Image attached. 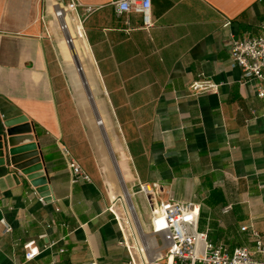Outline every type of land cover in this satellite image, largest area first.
Here are the masks:
<instances>
[{
    "label": "crops",
    "instance_id": "obj_1",
    "mask_svg": "<svg viewBox=\"0 0 264 264\" xmlns=\"http://www.w3.org/2000/svg\"><path fill=\"white\" fill-rule=\"evenodd\" d=\"M76 2L74 55L53 14ZM112 2L0 0V134L28 118L50 190L43 204L0 165V264H144L138 230L163 240L138 192L153 183L162 199L198 205L213 245L253 250V231L264 233V100L230 46L264 33V0H152L147 29ZM200 76L218 92L191 95ZM63 146L91 181H74ZM32 240L41 253L26 261Z\"/></svg>",
    "mask_w": 264,
    "mask_h": 264
},
{
    "label": "built area",
    "instance_id": "obj_2",
    "mask_svg": "<svg viewBox=\"0 0 264 264\" xmlns=\"http://www.w3.org/2000/svg\"><path fill=\"white\" fill-rule=\"evenodd\" d=\"M112 4L118 16L132 11L140 13L143 18L142 28H150L154 23L151 16L152 0H113ZM80 6L82 5L78 2L71 3L66 7L57 4L53 14L54 20L64 36V43L74 55L76 36L71 34L67 18L70 11H75ZM91 10V7L86 8L87 12ZM230 58L232 64L240 69L244 80L258 81L255 94L264 100V33L256 37L233 39L230 46ZM76 71L79 74L83 72V66L79 62H76ZM219 87V83L213 79L200 76L188 85V92L191 95L216 93ZM62 152L66 157L74 181H91L90 176L66 146L62 147ZM159 190L160 187L157 183L141 184L138 192L146 199L149 209L150 232L163 239L167 264H264V233L253 231V250L247 247H238L232 253H228L223 245H213L209 242L207 233L199 230L198 205L190 201H177L172 197L162 199L159 197ZM33 194L41 203H45L46 199L39 196L37 191H33ZM129 209L133 215L136 214L133 203L130 204ZM10 231L11 228L5 225V232ZM23 248L26 261L36 258L41 253L40 248L33 240L26 242ZM256 254L262 256L261 260L255 259ZM160 258L163 259L162 256Z\"/></svg>",
    "mask_w": 264,
    "mask_h": 264
},
{
    "label": "water",
    "instance_id": "obj_3",
    "mask_svg": "<svg viewBox=\"0 0 264 264\" xmlns=\"http://www.w3.org/2000/svg\"><path fill=\"white\" fill-rule=\"evenodd\" d=\"M0 134V165L21 172L45 199L50 196L48 180L41 162L33 127L24 115L7 120Z\"/></svg>",
    "mask_w": 264,
    "mask_h": 264
},
{
    "label": "rangeland",
    "instance_id": "obj_4",
    "mask_svg": "<svg viewBox=\"0 0 264 264\" xmlns=\"http://www.w3.org/2000/svg\"><path fill=\"white\" fill-rule=\"evenodd\" d=\"M126 199L129 204L132 203L129 198H126ZM134 218L135 220H137V214H134ZM138 235H139V241L142 245L141 246L142 254L145 256V261H146L145 263L149 264L150 262H157L159 264H167V260L165 258L166 249H165V244L163 243V241L158 239L157 242H154L152 240L153 237L148 233V231H144L141 229L138 230ZM161 256L163 257V259L157 260Z\"/></svg>",
    "mask_w": 264,
    "mask_h": 264
}]
</instances>
